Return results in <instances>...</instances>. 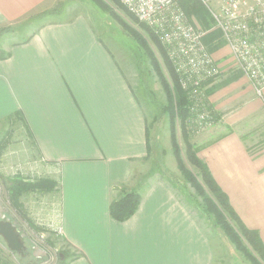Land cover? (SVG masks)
Segmentation results:
<instances>
[{
    "label": "crops",
    "instance_id": "crops-1",
    "mask_svg": "<svg viewBox=\"0 0 264 264\" xmlns=\"http://www.w3.org/2000/svg\"><path fill=\"white\" fill-rule=\"evenodd\" d=\"M57 1L0 0V28L33 27L0 48L7 54L0 57V123H19L28 151L57 175L59 201L46 216L72 249L66 264H213L208 234L176 185L154 178L153 165L142 167L153 151L147 152L145 113L122 65L87 18L48 15ZM220 51L229 54L226 45ZM225 86L207 90L228 118L198 156L264 244V152L253 151L244 135L264 99L255 98L244 76ZM122 185L138 190L141 201L119 222L109 205Z\"/></svg>",
    "mask_w": 264,
    "mask_h": 264
},
{
    "label": "rangeland",
    "instance_id": "rangeland-1",
    "mask_svg": "<svg viewBox=\"0 0 264 264\" xmlns=\"http://www.w3.org/2000/svg\"><path fill=\"white\" fill-rule=\"evenodd\" d=\"M102 1L120 17V20L125 26L135 28L147 37L145 31L137 24L141 22L135 17L126 14L120 7L115 8L109 0ZM198 4L189 2L187 5V13L189 17L191 16L190 19L199 24L198 17L195 13L191 12L194 10V6L198 9L201 8L202 14H205L204 18H207L213 25L207 10ZM56 11H58V16L55 14V16H52L54 18L66 19L75 15L87 18L97 34L109 46L116 56V59L122 65L129 84L143 108L146 125L150 133L153 154L142 162V167L150 168L153 165L151 171L154 178L163 177L167 181H170V184L176 185L174 188L176 194L183 202L191 207L193 216L208 234L209 241L215 251L213 264H236L237 262H233V254H237L241 260L247 261L248 263L249 261L236 251L233 244L225 236L221 228L215 224L211 216L201 208L199 205L200 200L194 189L183 180L181 169L171 145L169 117L163 108L167 103L165 91L157 75L151 69L147 57L138 48L126 29L122 27L120 20L116 16L111 15L110 12L97 6L93 0L57 1L55 5L49 7L47 14L50 15V13ZM196 11L198 12V10ZM142 24L146 25L145 23ZM13 29L15 30V28ZM13 29L10 31L13 32ZM32 30L33 27H28V24L19 25L13 34L0 37V48L7 46L11 41L25 38ZM213 37L211 40L212 43H220L218 47L213 48L211 51L213 59L219 67V73L211 79H208L203 86L204 106L207 110L210 109L212 111L210 124H207L199 133H188L189 142L198 149L197 156L199 148L203 143L205 144L220 135L222 130L218 126L219 123H222L224 118L223 113H225L215 109L209 100V92L207 90H216L220 87L219 90H221L227 87L225 84L230 85L237 82L242 76L246 77L242 71L232 64L231 59H229L230 52L225 55H223V51L217 53L224 46V43L220 40L219 33H215ZM148 43L150 50L160 63L163 77L169 82L168 74L163 66L156 46L150 40H148ZM161 46L163 48V45ZM3 53L6 52L3 51ZM222 58L225 60L229 59V63L225 66H220L217 61H220ZM240 85L245 86L244 82H241ZM253 94L256 99L262 100L256 96L254 90ZM255 112L257 114L255 117L253 116L252 120L254 124L244 132V135L246 140L249 141L248 143L252 142V150L256 153H262L264 152V109H257ZM212 118H215V120L211 122ZM227 118L226 115L224 118L226 123ZM13 123L9 124L7 121L0 123V218H9L16 225L23 236L28 254L25 256V259L20 258L19 254L11 252L6 247V244L0 237V258L4 262H7V264H61V258L65 256L68 258L73 255V252H71L72 249L69 248L66 242L52 230L51 224L49 223L50 219L46 216L48 209L53 207L55 203L58 204L59 201L57 175L50 172L47 167L42 166L37 160V157L31 151H28L27 140L24 139L25 132L22 126L19 123ZM223 125L229 126L227 124ZM228 130L232 129L229 128ZM175 134L179 155L184 166L194 171V167L186 160V146L183 139V132L177 120H175ZM201 135L208 136L200 137ZM15 175H19L29 183L42 181L45 184H42V186L39 185L36 189H25L18 196L10 198L8 186L11 185V182L9 178L16 177ZM134 179L137 178L134 177Z\"/></svg>",
    "mask_w": 264,
    "mask_h": 264
},
{
    "label": "built area",
    "instance_id": "built-area-1",
    "mask_svg": "<svg viewBox=\"0 0 264 264\" xmlns=\"http://www.w3.org/2000/svg\"><path fill=\"white\" fill-rule=\"evenodd\" d=\"M139 22L152 28L163 45L180 87L193 98L199 133L210 124L204 108V83L219 73L213 55L203 42L207 30L190 19L181 0H118ZM210 15L212 29L230 52L232 64L244 73L256 96L264 99V0H197ZM57 235L59 226L50 225Z\"/></svg>",
    "mask_w": 264,
    "mask_h": 264
},
{
    "label": "trees",
    "instance_id": "trees-1",
    "mask_svg": "<svg viewBox=\"0 0 264 264\" xmlns=\"http://www.w3.org/2000/svg\"><path fill=\"white\" fill-rule=\"evenodd\" d=\"M93 1L97 6L110 12L111 15L116 16V18L120 20V17L117 16L114 11L109 8L107 4L104 3L102 0ZM109 1L114 5L115 8L120 7L123 12L129 15V13L118 2V0ZM189 2H194L195 4H198L197 0H181L180 5L182 6L187 16L188 13L186 7ZM193 8L194 10H198V12L196 10V12L194 10L191 12L195 13V15L198 17V22L201 28L203 30L208 31L203 38V42L208 48L209 52H211L213 48L215 49L216 47H218V45H220L219 42H211V40L214 38V34L219 33L220 35V32L212 29L211 22H209L207 18H204L205 14H202L201 8L198 9L194 6ZM120 22L122 23V27L126 29L130 37L135 41L138 48H140L147 57L151 69L157 75L165 91L167 103L166 105H164L163 108L165 112H167L169 117L171 145L173 153L176 156L178 165L181 169L183 180L192 189H194L197 197L200 200L199 205L201 206V208L205 210V212L214 220L215 224L221 228L225 236L233 244L236 251H238V253H240L245 259H247L252 264H264V244L259 236L258 231L254 229H249L245 226L235 209L231 206L228 196L222 191V189L218 186V184L211 176L207 165L203 162V160H201L197 156V147L189 142L188 133L194 134L191 130L192 128L197 127L196 114L190 111L194 100L190 97L191 94L188 91H185L180 87L177 75L174 72L172 64L166 55L164 47L162 48V44L160 43L158 37L154 34L152 28H150L148 25L137 23L138 26L145 31L148 40H150L151 43L156 46L159 55L162 59L163 66L168 74L169 82H167V80H165V78L163 77L160 63L158 59L154 56L153 52L150 50L149 43L145 34L143 35L135 28L125 26L121 20ZM10 30V27H1L0 35L8 33ZM6 55V53H3V51L0 50L1 58H4ZM206 111L208 112L211 118L212 111L210 109H206ZM175 120L179 121L181 125L183 139L186 146V160L190 165H192V167H194V171L185 167L182 162V159L180 158L179 148L176 144L177 139L175 134ZM212 120L214 121L215 118H212L211 122ZM146 134L147 152L148 154H150L151 144L149 139L150 133L148 130V126ZM15 176L16 177L9 178V181L11 182V185L8 186L10 198L18 196L25 189H36L39 185L42 186V184H45L42 183V181H38L36 183H29L19 175ZM119 190L120 193L118 195L113 196V198L111 199L109 205V214L113 219L119 222H123L128 220L135 213L141 201V195L138 190L130 189L123 185L120 186ZM72 257H74V255H71L68 258ZM68 258H66V256L64 258H61V264H66V260ZM28 261H30V259H28ZM0 264H7V262H4L0 258Z\"/></svg>",
    "mask_w": 264,
    "mask_h": 264
},
{
    "label": "water",
    "instance_id": "water-1",
    "mask_svg": "<svg viewBox=\"0 0 264 264\" xmlns=\"http://www.w3.org/2000/svg\"><path fill=\"white\" fill-rule=\"evenodd\" d=\"M0 237L11 252H15L21 256L27 254V247L23 236L9 218H0Z\"/></svg>",
    "mask_w": 264,
    "mask_h": 264
},
{
    "label": "flooded vegetation",
    "instance_id": "flooded-vegetation-1",
    "mask_svg": "<svg viewBox=\"0 0 264 264\" xmlns=\"http://www.w3.org/2000/svg\"><path fill=\"white\" fill-rule=\"evenodd\" d=\"M27 254H28V253H27ZM27 254H25V256H26ZM25 256H21V255H19V257H20V258H22V259H24V258H25Z\"/></svg>",
    "mask_w": 264,
    "mask_h": 264
}]
</instances>
